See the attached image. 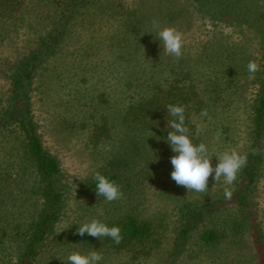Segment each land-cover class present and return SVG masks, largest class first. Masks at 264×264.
Returning <instances> with one entry per match:
<instances>
[{
  "label": "rangeland",
  "instance_id": "1",
  "mask_svg": "<svg viewBox=\"0 0 264 264\" xmlns=\"http://www.w3.org/2000/svg\"><path fill=\"white\" fill-rule=\"evenodd\" d=\"M75 1L26 0L20 17L0 37V70L34 48L38 36ZM153 20L182 34L179 59L148 32ZM70 29L61 52L74 54L48 59L31 91L38 133L60 164L56 185L62 192L57 220L31 264H69L65 260L74 250L98 251L99 264H262L252 228L264 243V122L262 159L246 213L225 199L223 177L216 183L210 177L207 193L176 184L170 161L175 153L166 140L173 119L168 104L158 107L160 125L150 127L158 119L140 118L148 113L137 102L179 86L171 98L181 100L173 105L185 107L193 143L206 144L213 166L225 151L247 156L253 107L264 89V0H90ZM250 60L260 66L254 79L247 70ZM8 86L0 71V106ZM15 135L0 133V264H17L43 207V182ZM96 171L116 175L120 199L97 196L91 186ZM93 218L119 227L135 219L148 233L119 244L90 235L89 243L79 242L74 236L79 225ZM208 230H214L215 240L205 243Z\"/></svg>",
  "mask_w": 264,
  "mask_h": 264
},
{
  "label": "trees",
  "instance_id": "2",
  "mask_svg": "<svg viewBox=\"0 0 264 264\" xmlns=\"http://www.w3.org/2000/svg\"><path fill=\"white\" fill-rule=\"evenodd\" d=\"M25 2L26 0H0V37L6 34L7 26L9 24L13 25L15 19L20 17ZM89 2L90 0H78V2L68 3L65 12L63 11L61 13L57 22H54L50 29L38 36L37 44L34 48L29 49L25 53H21L10 66L0 70L1 75L6 78L9 84L7 95L3 102L4 104L0 106V133L9 131L21 138L24 149L43 182L42 211L32 226L28 241L17 264L32 263L39 243H41L52 230L53 223L57 220L58 212L62 205L61 188L56 185L59 182L61 173L60 164L56 157L46 151L38 133V125L32 112L31 91L33 88V80L41 66H43L48 59L50 60L51 57L55 59H57V57H63L65 59L69 57V55L74 54V51L61 52L63 42L66 39L68 30H71L70 24L72 20L74 21L78 9L85 7ZM2 29H4L3 32ZM73 31H76V29L73 28ZM84 53L85 51L77 53L79 58L78 66L83 61L82 57H84ZM189 66H191V63L188 64V70ZM167 81L169 82V80ZM178 81L181 80H175L174 83ZM173 85H169L164 95L158 91L155 95L148 98L146 96H141L140 100H138L137 105L148 113L140 118H144L145 121L151 116H153L151 120L155 121L158 119L155 121L156 124L151 123L149 125L150 127H157L158 123L159 125L161 123L162 117H157L158 113L160 114V109L158 108L160 104L166 103L169 105L174 104V102H180V97L174 96V98H171V96L175 95L179 90V86L176 87ZM182 85H184V83ZM262 85L264 87L263 82ZM193 86L194 84H188V87L192 88ZM176 88L178 90L175 92ZM259 93L260 96L257 98L259 102L255 103L256 105L253 107L254 116L252 121L254 125V134L252 143L249 146L247 162L239 174V179H241L239 190L237 189L238 192L229 201V203L238 206L245 212L249 206L248 190L255 181L257 167L262 159L260 136L264 122V89ZM167 100H169V102ZM133 107V104L129 107L131 112L134 110ZM186 123H188L187 119ZM171 130L172 129L169 128L167 132ZM190 136L193 139L194 135L191 134ZM103 174L108 176L111 180L117 181L116 175L110 173ZM91 186L96 189L94 179L91 181ZM108 226L111 227L115 225L109 224ZM188 226L187 224L182 226L180 234L184 235L187 233ZM120 227L123 239L125 240L140 238L148 233L147 225L138 223L135 219H128L123 222ZM249 227L251 228V224ZM74 236L81 243H89L91 241L87 233L81 236L76 232ZM252 236H255L253 241L255 242L257 250H260V260L262 262L263 259L262 264H264V256L262 254L264 253V243H262V236L254 228H252ZM203 240L205 243L213 242L215 240L214 230L204 232Z\"/></svg>",
  "mask_w": 264,
  "mask_h": 264
},
{
  "label": "clouds",
  "instance_id": "3",
  "mask_svg": "<svg viewBox=\"0 0 264 264\" xmlns=\"http://www.w3.org/2000/svg\"><path fill=\"white\" fill-rule=\"evenodd\" d=\"M154 33L163 45L165 53L179 59L182 55L183 37L182 34L173 26L161 27L159 22L153 20ZM249 79L255 78V73L260 70L259 64L255 60H250L247 64ZM167 112L173 118L168 121L167 142L175 155L171 159L173 170L171 178L179 186H184L188 191L197 193H207L208 181L211 177L215 183L223 177L224 197L231 200L233 195L232 185L237 178L239 171L246 165L247 156L242 155L237 150L225 151L221 155H216L218 163L213 166L212 155L209 154L208 147L201 142L194 144L190 136V129L186 125L185 107L181 104L167 105ZM202 116H207V110H202ZM151 136V135H150ZM214 174V175H213ZM96 186V194L111 202L122 197L123 193L120 186L100 171L93 174ZM83 180V179H81ZM77 232L83 236L87 233L90 236L101 238L111 237L116 244L123 239L119 226H108L105 222L93 218L88 222L80 224ZM103 256L98 251L81 252L72 251L65 259L69 264H99Z\"/></svg>",
  "mask_w": 264,
  "mask_h": 264
}]
</instances>
